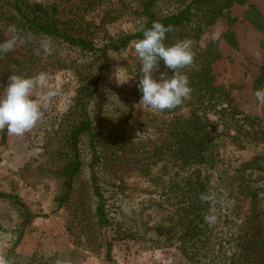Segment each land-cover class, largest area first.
Wrapping results in <instances>:
<instances>
[{"label": "rangeland", "instance_id": "1", "mask_svg": "<svg viewBox=\"0 0 264 264\" xmlns=\"http://www.w3.org/2000/svg\"><path fill=\"white\" fill-rule=\"evenodd\" d=\"M36 1L58 2L64 20L96 23L100 26L99 41L110 34L134 31L143 22L131 6L119 0H105L92 11L79 6L81 0ZM180 4L181 0H160L156 11L166 13ZM250 6H255L264 16V0L235 3L205 30L194 48L196 55L202 57L207 49L219 52L218 56L215 54L211 73L215 85L227 93L200 97L204 90L201 85H190V95L174 109L147 108L139 104L140 94L130 110L125 99L128 93L134 92L139 81L140 61L135 43L111 53L104 73L103 97L108 103L107 112L120 113L115 121H120L117 117L124 118L128 134L137 144H146L145 148L153 147L164 138L174 115L187 114L196 108L211 119L216 135L212 149L215 158L203 167L209 175L213 214L208 216L212 221L207 220L212 226L205 249H219L220 242H223V250L232 249L226 239L228 233L238 232L253 214L251 188L260 191L259 205L264 212V103L257 101L253 86L264 61V28H257L246 18ZM102 19L104 22L100 24ZM9 26L8 20H0V32L5 36L3 42L12 38ZM214 32L220 33L218 40L212 39ZM230 32L237 46L225 36ZM39 43H48L52 49L51 54L44 53L40 61L31 60L24 68L18 66L14 59L28 57V54L23 55L27 51L24 43L18 42L11 52L3 53L0 63V95L10 76L25 77L27 71H32L33 78L41 74L45 77L32 93L41 110L36 124L21 136L0 132V190L20 196L36 214L17 248L20 259L25 264H41L40 256L49 264H196L186 256L177 242L178 237H171L179 230L174 223L180 196L170 184L171 178L176 177L175 172L182 168L164 166L160 162L149 172H143L136 161L125 160L130 152H120L110 161L109 171L101 173L99 179L113 221L108 229L97 230L95 225L82 220L80 212L77 216L75 212L76 205L83 206L79 201L83 195L81 189L87 191L90 185V155L85 147L84 170L76 187L79 195L70 205L59 208L58 196L63 189L60 171L66 161V140L62 133L55 135V131L76 95L80 79L72 66L75 53L63 47L58 39H40ZM184 170L189 172V169ZM85 203L89 205V201ZM18 209L12 200L0 197V264L5 263L14 243ZM161 233L165 235L162 239L166 238V244L156 246L154 241ZM107 241H112L113 245L109 256ZM217 254L219 252L210 254L211 261L221 264L218 259L214 260ZM34 255L37 258L31 262Z\"/></svg>", "mask_w": 264, "mask_h": 264}, {"label": "trees", "instance_id": "2", "mask_svg": "<svg viewBox=\"0 0 264 264\" xmlns=\"http://www.w3.org/2000/svg\"><path fill=\"white\" fill-rule=\"evenodd\" d=\"M105 0H81L79 6L85 11H92L104 3ZM131 6L135 13L143 20L134 31H123L110 34L104 41L97 36L100 26L94 22L82 20H64L60 16L61 7L58 2L43 3L36 0H0V20L6 19L10 26H15L17 32L27 48L23 54L27 58H16L18 66L29 64L31 60L40 61L45 53L40 39H58L63 47L75 53L72 65L76 68L80 85L73 98L67 113L60 120L55 135L62 133L65 138L66 161L60 171L63 177V189L58 196L59 208L71 204L77 194V184L84 170L85 147L89 149L90 162L88 164L90 176L89 190H82L80 204L76 205L77 212L82 214V220L87 224L95 225L97 230L108 229L113 221L108 211L107 198L99 182L101 173L109 171L110 161L120 152H130L126 161H136L141 165L143 172H149L156 163L163 162L164 166L182 168L175 172L170 187L178 191L179 205L176 209L177 218L174 224L179 226L177 233L171 237H178L177 242L184 248L187 257L196 264H264V212L259 200L260 191L250 189L252 198V216L243 222V226L236 233H228L226 237L231 242L232 249L223 250V242L219 249H205L210 240L211 223L206 217L212 212V191L209 175L203 166L214 161L212 152L216 142V135L212 121L198 109L192 108L187 114L174 115L169 121L164 138L153 147L145 148L146 144H137L132 135L128 134L126 120L108 113V103L103 97V80L106 68L110 63V55L120 52L143 38V31L150 28L153 21L171 26L172 31L166 33V46L178 41L189 39L192 41L194 62L192 65L180 69L186 74L189 85H201L204 90L200 97H215L218 93H227L222 87L215 85L212 71V62L219 52L212 53L208 49L204 57L196 55L195 47L199 44L205 30L225 14L235 3L245 4L247 0H181L175 10L166 13L156 11L160 0H119ZM246 18L257 28H264V16L250 6ZM104 20L102 19V24ZM228 41L237 46V40L232 32L225 35ZM5 36L0 32V43ZM216 54V56H215ZM3 53H0V63ZM34 58V59H33ZM72 64V63H71ZM141 75V64L139 62ZM25 66V65H24ZM172 75L161 61L154 70L153 78L161 79ZM32 71H27L25 77L33 78ZM264 85V61L261 74L254 82V91L261 90ZM141 92L137 86L134 92L128 93L125 103L130 106L138 100ZM123 100V97L120 101ZM225 108V107H224ZM129 110V111H130ZM110 112V111H109ZM184 169H189L185 172ZM176 178V179H175ZM248 182V181H247ZM250 183V182H248ZM210 192V193H209ZM85 193V195H84ZM1 198H8L19 207V222L13 230L14 243L10 248L4 264H25L17 253L27 228L33 223L36 214L15 194L4 193L0 190ZM89 201V205L85 203ZM91 202V203H90ZM93 213L89 215V213ZM85 215V217H83ZM225 219V216H224ZM227 220V218H226ZM214 221V220H213ZM214 223V222H213ZM214 225V224H213ZM88 226V225H87ZM163 233L158 235L154 244H166ZM112 241H107V255L112 250ZM36 255L30 258L33 262ZM37 258V257H36ZM41 264H49L43 256L39 257ZM194 262V263H195Z\"/></svg>", "mask_w": 264, "mask_h": 264}, {"label": "clouds", "instance_id": "3", "mask_svg": "<svg viewBox=\"0 0 264 264\" xmlns=\"http://www.w3.org/2000/svg\"><path fill=\"white\" fill-rule=\"evenodd\" d=\"M12 38L0 43V53L11 52L18 42H22L16 27L9 26ZM171 26H165L159 21H153L150 28L143 31V38L135 45V52L141 64V75L137 88L141 92L139 104L156 111L171 110L181 105L190 95L192 89L186 74L179 70L194 62L192 41L185 39L173 45L166 46V33L171 32ZM220 38L219 32L212 34L213 40ZM44 52L51 54L48 43L43 45ZM163 62L171 73L170 78L157 80L153 72ZM44 75L35 78L10 76L0 95V132L10 136H21L28 132L40 119V104L32 98L33 89L38 83H43ZM51 95V93L49 94ZM258 102L264 103V90L254 93ZM209 222L211 217H206Z\"/></svg>", "mask_w": 264, "mask_h": 264}]
</instances>
